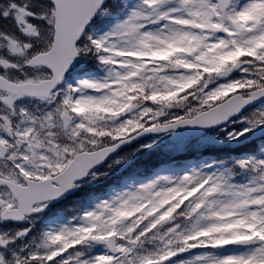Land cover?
<instances>
[{
	"label": "snow or ice",
	"instance_id": "obj_1",
	"mask_svg": "<svg viewBox=\"0 0 264 264\" xmlns=\"http://www.w3.org/2000/svg\"><path fill=\"white\" fill-rule=\"evenodd\" d=\"M0 264H264V0H0Z\"/></svg>",
	"mask_w": 264,
	"mask_h": 264
}]
</instances>
